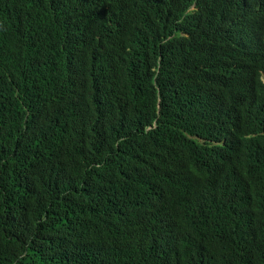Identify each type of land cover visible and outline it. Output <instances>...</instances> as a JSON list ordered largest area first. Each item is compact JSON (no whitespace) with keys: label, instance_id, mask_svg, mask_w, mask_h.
Segmentation results:
<instances>
[{"label":"trees","instance_id":"trees-1","mask_svg":"<svg viewBox=\"0 0 264 264\" xmlns=\"http://www.w3.org/2000/svg\"><path fill=\"white\" fill-rule=\"evenodd\" d=\"M0 264H264V0H0Z\"/></svg>","mask_w":264,"mask_h":264}]
</instances>
